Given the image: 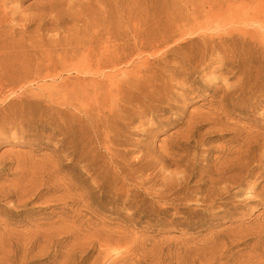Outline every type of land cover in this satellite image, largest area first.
Listing matches in <instances>:
<instances>
[{"label":"rangeland","instance_id":"1","mask_svg":"<svg viewBox=\"0 0 264 264\" xmlns=\"http://www.w3.org/2000/svg\"><path fill=\"white\" fill-rule=\"evenodd\" d=\"M188 57L112 148L109 79ZM263 106L264 0H0V264H264Z\"/></svg>","mask_w":264,"mask_h":264},{"label":"bare ground","instance_id":"2","mask_svg":"<svg viewBox=\"0 0 264 264\" xmlns=\"http://www.w3.org/2000/svg\"><path fill=\"white\" fill-rule=\"evenodd\" d=\"M194 24V23H193ZM196 24V23H195ZM194 24V25H195ZM199 26V25H198ZM148 27V26H147ZM189 26H186V28ZM190 29V28H189ZM200 30V29H199ZM202 30V29H201ZM204 30V29H203ZM188 31V29H187ZM161 31L158 29H148L147 31L143 32L142 35L139 36V38H142V41L140 40V42L145 43L146 39L147 40H151L152 36H156V34H159ZM186 32V31H185ZM191 32V31H190ZM204 32V31H203ZM201 32V33H203ZM192 33V32H191ZM195 33V32H194ZM184 34V33H183ZM135 35V34H134ZM133 35V37H135ZM187 35V34H186ZM211 36V34H210ZM179 37V36H178ZM177 37V38H178ZM181 37V36H180ZM213 37V36H212ZM184 38V37H183ZM136 39V43L130 48L129 53H137V55H139V53L141 52L140 50L145 47L143 45V43H138V39ZM158 41V40H157ZM151 42V41H150ZM106 43V42H105ZM153 43V42H152ZM104 44V43H103ZM229 44V43H228ZM153 45V44H152ZM151 45V46H152ZM166 45V44H165ZM168 45V44H167ZM166 45V46H167ZM207 45V44H206ZM116 46V45H115ZM227 46V45H226ZM114 48V47H113ZM156 48V47H155ZM158 49V48H157ZM110 50V49H109ZM108 51V50H107ZM140 51V52H138ZM159 51V49H158ZM167 50H165L166 52ZM220 54L223 53L222 56H220V60L222 61L223 59L226 58L227 53L225 51V49L221 48L220 46H215L213 45L210 49H208L206 47V49L203 50V54L201 55L202 58L198 59L195 61V66L196 65H201L203 63L206 62V56L208 55L209 52L213 53L215 52ZM116 52V51H115ZM147 52V51H146ZM151 52H154L151 50ZM108 53V52H107ZM110 53V52H109ZM114 53V52H113ZM128 53V52H127ZM127 53L125 52V54L127 55ZM155 53V52H154ZM142 54V52L140 53ZM158 55V54H157ZM142 56V55H141ZM147 56V55H146ZM164 56V55H163ZM200 53H198L197 56L195 57H199ZM105 57V56H104ZM121 56L119 55V58ZM140 57V56H139ZM132 58V57H131ZM149 58V56H148ZM113 59V58H112ZM137 59V57L135 58ZM139 59V58H138ZM146 59V58H145ZM184 59V61L182 63L179 64V66H174V65H168L166 62H163L162 65L157 64L158 66L156 67H149L148 64V60H141V61H137L134 62L135 63V68H132L133 70L135 69V74L133 78H130L125 84H118L115 85L114 81L115 80H110L108 81V85L110 86L106 91L102 92L101 94L98 95L97 99L95 100L96 103L95 105L99 108H103L107 109V111L109 112V118L107 119L106 125L108 126L109 130H110V137H108V141L111 144V147L114 148L116 143L114 141H112V137H114V131L113 129L118 127V123L120 121H122L123 119H125V117H131L133 118V115H140V116H149V120L152 122L151 125L148 126L149 128H157L159 127V125L161 123H163L164 121H166L165 119H156L155 120V112L159 111V110H163L166 108H176L178 107V102H171L170 101V97L168 95V93L166 92L167 86L172 84L173 81L178 80V77L182 74V73H186V70L188 69L189 66L192 65V59L190 57L188 58H182ZM103 61V60H102ZM132 61V60H131ZM113 62V60H112ZM116 62V61H115ZM211 62V61H209ZM208 62V63H209ZM99 63V62H98ZM132 63V64H134ZM105 64V63H104ZM129 64V63H128ZM208 64H204V67H206ZM98 66V65H97ZM214 66V65H212ZM117 68V67H115ZM120 68V67H119ZM122 68V67H121ZM126 68V67H125ZM128 68V67H127ZM126 68V69H127ZM131 68V67H130ZM98 69V67H97ZM96 69V70H97ZM124 69V68H122ZM109 70V69H108ZM119 70V69H118ZM121 70V69H120ZM96 72V71H95ZM102 72V71H100ZM103 73V72H102ZM98 74V73H97ZM115 74V72H114ZM107 75V74H105ZM231 75V74H230ZM108 76V75H107ZM113 76V75H112ZM105 77V76H103ZM102 77V78H103ZM116 77V76H115ZM101 78V77H100ZM107 78V77H106ZM113 78V77H111ZM127 78V76H126ZM208 78V76H207ZM237 78V77H236ZM226 79V78H225ZM239 79V76L237 78V80ZM188 80L187 77L183 78V81ZM223 81V80H222ZM176 82V81H175ZM178 82V81H177ZM224 82V81H223ZM230 82V81H229ZM183 84V83H182ZM227 84V83H226ZM239 84V83H238ZM229 85L227 84L226 87H228ZM86 90V89H85ZM87 91V90H86ZM88 92V91H87ZM179 92V91H178ZM181 92V91H180ZM89 95V94H88ZM91 97V96H90ZM95 97V95H94ZM221 97V96H220ZM70 99V97H68ZM94 99V98H93ZM90 100V99H89ZM73 101V100H72ZM75 101V100H74ZM73 101V102H74ZM81 100H79L78 102H80ZM91 101V100H90ZM71 102V101H70ZM92 102V101H91ZM94 105V104H93ZM89 106V105H88ZM180 106V105H179ZM105 107V108H104ZM264 107V106H263ZM263 109V108H262ZM105 111V110H104ZM261 111V110H260ZM262 112V111H261ZM260 112V113H261ZM101 112H99L100 114ZM201 113V112H200ZM259 113V112H258ZM205 117V119L207 120H213V116L212 114L209 115H202ZM100 117V116H99ZM98 117V119H100ZM108 117V116H107ZM191 118H193V116L191 115ZM148 119V117H147ZM142 120V119H141ZM190 121V119H189ZM196 120H193L192 122L194 123ZM200 121V120H199ZM191 123V122H190ZM139 124V123H138ZM137 125V124H136ZM140 126V125H139ZM96 127L99 129V133H100V122L96 123ZM136 127V126H135ZM189 128V131L191 132L192 130L190 129V125L189 127H187V130ZM192 128V127H191ZM223 128V127H221ZM136 129V128H135ZM104 130V129H103ZM186 130V131H187ZM259 133V132H258ZM186 134V133H183ZM188 134V133H187ZM260 134V133H259ZM112 136V137H111ZM196 136V135H195ZM262 136V135H261ZM260 136V137H261ZM197 137V136H196ZM245 138V137H244ZM263 139V137H262ZM204 140V139H203ZM137 141V140H136ZM190 141V139H189ZM262 141V140H261ZM252 144V143H251ZM107 145V144H106ZM126 145V144H125ZM139 145V144H138ZM233 145V144H232ZM238 145V144H237ZM240 145V144H239ZM238 145V146H239ZM108 146V145H107ZM123 146V145H122ZM121 146V147H122ZM130 147V146H129ZM133 147V146H132ZM108 148V147H107ZM126 149V148H125ZM138 149V148H137ZM101 150V149H100ZM109 150V149H108ZM139 150V149H138ZM263 150V149H262ZM236 151V150H235ZM145 152V151H144ZM143 152V153H144ZM245 152V151H244ZM109 153V152H108ZM113 153V152H112ZM169 153V151H168ZM141 154V153H139ZM147 154V153H146ZM145 154V155H146ZM159 155V154H158ZM148 156V155H146ZM237 156V155H236ZM239 156V155H238ZM154 157V156H153ZM152 157V158H153ZM136 158V156L134 157ZM150 158V157H149ZM180 159V158H179ZM132 160V159H131ZM240 160V159H239ZM137 161V160H136ZM195 161V160H194ZM243 161V160H242ZM239 162V161H238ZM224 163V162H223ZM226 164V163H225ZM233 165V164H232ZM239 165V164H237ZM118 166V165H117ZM236 166V165H235ZM252 166V165H251ZM162 168V167H161ZM232 168V166H231ZM98 169V168H97ZM244 169V168H243ZM249 169V168H248ZM152 170V169H151ZM157 170V169H156ZM155 170V171H156ZM229 170V167H225L224 170L222 171L221 174L218 175V177L216 179L213 180V185H217L218 183H220L221 181H225L227 180V178H231L230 175H227V171ZM236 170V169H235ZM99 171V170H98ZM116 171V170H115ZM143 172V171H142ZM150 172V171H149ZM235 172V171H234ZM152 173V172H151ZM168 173V172H167ZM248 174V172H245ZM243 173V174H245ZM123 174V171H122ZM143 174L146 173H142V177ZM184 174V173H183ZM215 174V173H214ZM251 174V173H250ZM140 175V173L138 174ZM153 176V174H151ZM150 175V176H151ZM156 175V174H155ZM161 175V174H160ZM232 175V174H231ZM236 175V174H235ZM234 175V176H235ZM147 176V175H146ZM162 176V175H161ZM233 176V178H234ZM237 176V175H236ZM241 176V174L239 175ZM253 176V175H252ZM179 177H181L179 175ZM250 177V176H249ZM139 178H141V176H139ZM152 178V177H151ZM155 178V177H154ZM163 178V176H162ZM142 179V178H141ZM147 179V178H146ZM160 179V178H159ZM158 179V180H159ZM164 179V178H163ZM167 179V178H166ZM165 179V180H166ZM183 179V178H181ZM191 179V177H190ZM138 180V179H137ZM164 180V181H165ZM102 181V180H101ZM167 181V180H166ZM189 181V180H188ZM229 181V179H228ZM234 181V180H233ZM231 181V182H233ZM160 182V181H159ZM226 182V181H225ZM230 182V181H229ZM228 182V183H229ZM230 182V184L232 185V183ZM163 183V182H162ZM224 183V182H223ZM235 183V182H233ZM150 184V183H149ZM156 184V183H155ZM211 184V183H210ZM227 184V183H226ZM225 184V185H226ZM229 184V185H230ZM135 185V184H134ZM133 185V186H134ZM151 185V184H150ZM212 185V184H211ZM222 185V184H221ZM141 186V185H140ZM220 186V185H218ZM217 186V187H218ZM228 186V185H227ZM226 186V188H227ZM139 187V186H138ZM145 187V186H144ZM166 187V186H165ZM221 187V186H220ZM229 187V186H228ZM232 187V186H231ZM147 188V186H146ZM169 188V187H168ZM206 188V187H205ZM209 188V187H208ZM219 188V187H218ZM67 189V188H66ZM138 189V188H137ZM195 189V188H194ZM224 188L222 187V190ZM142 190V189H141ZM171 190V189H170ZM220 190V189H219ZM233 190V189H232ZM152 191V190H151ZM158 191V190H156ZM173 191V190H172ZM170 191V192H172ZM193 191V190H192ZM197 191V190H196ZM195 191V192H196ZM199 191V190H198ZM205 191V190H204ZM209 191V190H208ZM221 191V190H220ZM219 191V192H220ZM224 191V190H223ZM237 191V190H236ZM148 192V191H147ZM155 192V190H154ZM201 192V191H200ZM227 192V191H226ZM162 193V192H161ZM161 193H159L160 195H162ZM211 193V191L209 192V194ZM153 194V193H152ZM157 194V193H156ZM155 194V196H157ZM194 194V193H193ZM198 194V193H197ZM205 194V193H203ZM217 194V192H216ZM225 194V193H224ZM248 194V193H247ZM206 195V194H205ZM220 195V194H219ZM246 195V194H245ZM249 195V194H248ZM159 196V195H158ZM196 196V195H195ZM212 196V194H211ZM161 197V196H160ZM198 197V196H197ZM214 197V195H213ZM190 198V196H189ZM207 198V197H206ZM211 198V197H210ZM167 199V198H166ZM188 199V198H187ZM199 199L200 196H199ZM164 200V199H163ZM193 200V199H192ZM197 200V199H196ZM206 199L204 198L203 201H205ZM188 201V200H187ZM201 201V200H200ZM207 201V200H206ZM213 201V200H212ZM157 202V201H156ZM192 202V201H190ZM202 202V201H201ZM200 202V203H201ZM209 202V201H208ZM211 202V201H210ZM207 203V202H206ZM197 204V203H196ZM155 205V204H154ZM153 205V206H154ZM212 207V206H211ZM220 207V206H219ZM156 208V206H155ZM161 208V207H160ZM159 208V209H160ZM214 208V207H213ZM221 208V207H220ZM156 210V209H155ZM157 212V211H156ZM159 212V211H158ZM239 235V234H238ZM244 236V235H243ZM239 238V237H238ZM246 239V238H245ZM243 242V241H242ZM247 242V241H246Z\"/></svg>","mask_w":264,"mask_h":264}]
</instances>
